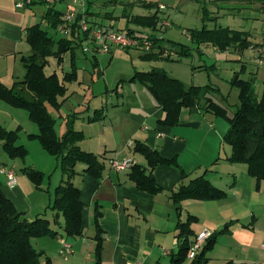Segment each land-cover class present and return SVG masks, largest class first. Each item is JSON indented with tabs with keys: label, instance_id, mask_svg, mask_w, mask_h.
Segmentation results:
<instances>
[{
	"label": "rangeland",
	"instance_id": "rangeland-1",
	"mask_svg": "<svg viewBox=\"0 0 264 264\" xmlns=\"http://www.w3.org/2000/svg\"><path fill=\"white\" fill-rule=\"evenodd\" d=\"M51 1V4L36 2L21 10L15 9L20 14L26 12L33 14L36 17L34 23L40 24L41 28L54 41L64 38L71 39L72 31L66 32V14H79V12L89 13L86 14L87 20L98 25L94 28L112 26L116 30H125L128 27L159 39H150V51L145 50L142 46L123 49L110 43H107L108 48L104 50L102 42H95L92 39L84 40L82 45L75 50V59L72 63L69 54H65L60 62L53 56L47 58L45 74H55L66 88L65 93L57 97L56 106L46 104V110L54 120L56 135L61 137L68 126L81 131L83 138L78 145L85 151H91L98 155L97 151L100 147L102 148L103 141H115L114 135L106 127L111 125L115 127L116 123L123 131H127L128 128H138V125L131 121V114L140 111L142 107H156L155 99L148 88L137 79L130 80L135 71L146 72L156 68L164 71L169 77L177 79L185 87L209 85L217 88L218 92L210 91L206 96L225 108L228 117L232 116L239 104V87L231 84L235 75L245 81H251L253 75H256L257 82L252 89V94L260 97L264 92V62L261 61V55L264 54V9L259 8L258 3L236 0H141L145 3H141L140 0ZM149 3L154 5L153 8L161 11V18L170 23V27L163 29L162 25L161 28L157 25L159 29L152 31L153 29L149 26L127 21L130 16H144L153 13L154 9L147 7ZM204 7L208 11L206 19H204ZM48 8L59 12L63 22L53 24L51 21L43 19ZM124 14L129 16L124 17ZM163 19L160 20L161 24L165 22ZM203 26L206 29L228 27L248 32L249 39L253 44L263 43V46L250 47L257 53L256 61L259 65L256 66L253 53L248 49L242 52L243 58L239 61L240 55L235 52L234 46L230 47L228 51L221 52L209 43L197 45L192 38L191 31L200 30ZM78 31L77 36L84 38V34L80 30ZM179 45L188 47L190 53L177 54ZM17 48L24 54L25 50L30 51L23 32L20 35V43ZM83 48H86L85 52H83ZM15 54L17 53L11 54L10 58H13ZM11 62V59L8 60L7 57L0 60V84L8 88L15 87L17 92L32 100V94L20 84L25 74L21 61H16V65H12ZM72 69L76 73V78L71 81L64 80L65 73L70 74ZM204 103V101H200L199 108H203ZM100 109L104 110L105 121L89 122L88 118L93 117L95 111ZM187 116V113L180 114V119H186ZM198 119L199 122H202V126L198 128L184 127L186 123L180 122L176 129L187 133L192 141L204 140L207 142L205 148L213 147L216 151L217 143L221 144L220 135H224L229 127L227 119L210 114L200 115ZM182 125L184 126L182 127ZM147 126L146 123L142 127ZM0 127L8 131L17 130L16 145H21L26 150L23 157L11 158L4 151L0 141V167L14 166L15 179L17 177L25 179L22 187H24L27 196L22 195L19 205L24 208V213L20 214L26 219H33L39 214L43 215L49 219L52 228L62 231V218L58 220L57 224L54 223V213L50 209L54 198V189L59 185L62 177L58 161L42 148L37 139L28 137L29 134H35L37 127L29 120L27 112L24 109L12 107L2 99H0ZM212 143L213 145L210 146ZM128 145L131 146L130 143ZM222 146L220 145V154L221 157H224L229 147L226 143H222ZM136 157L140 158L139 155ZM83 168V164H78L76 169L80 173ZM28 171L41 173L38 183L29 177ZM0 181L3 189L6 190L2 175H0ZM255 194V191L249 186H245L241 193V200L245 205L252 203L256 207L252 212L246 211L241 214L243 208L241 204H238V208L231 207L228 214H220L218 220L224 219L226 215H240V217H245L244 222L248 223L253 214L255 220L264 228V194L258 196ZM41 201L43 204L45 203L44 207L39 213L34 212ZM28 206L32 209H28ZM227 206L232 205L228 204ZM214 216L218 217L216 213ZM31 243L38 252H42L38 264H47L46 260H50V264L67 263L58 256V246L54 239L41 237L32 239ZM168 262L169 259H164V262L160 261L159 263L168 264Z\"/></svg>",
	"mask_w": 264,
	"mask_h": 264
},
{
	"label": "trees",
	"instance_id": "trees-1",
	"mask_svg": "<svg viewBox=\"0 0 264 264\" xmlns=\"http://www.w3.org/2000/svg\"><path fill=\"white\" fill-rule=\"evenodd\" d=\"M41 1V0H39ZM141 1V0H140ZM220 1V0H215ZM242 2L258 3L259 8L264 9V0H236ZM37 0H32L28 6L35 4ZM43 2V1H42ZM145 3V1H141ZM146 6V5H145ZM149 3L148 8L154 9L148 15H135L128 17L127 21H133L139 25L149 26L152 31L159 28L161 22L160 10L153 8ZM206 19L208 11L204 7ZM61 14L48 8L43 19L51 21L53 24L63 22ZM208 18V17H207ZM164 20V19H163ZM95 25V22L89 21ZM112 27V26H105ZM122 30V29H119ZM77 31V32H75ZM124 31L129 34L147 35L142 31L133 30L128 27ZM78 28L72 25L71 39H60L54 41L47 32L41 28L40 24H34L24 29V39L31 50V54L21 59L25 69L22 86L32 94V100L25 98L15 90V87H5L0 84V99L15 108L24 109L28 118L37 127V133L29 134L28 137L37 139L42 148L52 155L59 165L61 180L54 189V198L50 209L54 213V223L62 218V231L52 228L49 219L43 215H38L32 220L23 218L18 213L13 203L1 191L0 181V264H38L42 252H38L32 245V239L50 237L52 239L77 238L83 236L82 208L80 200L81 190L73 183L77 174H82L94 179L101 177L104 170L105 153L98 156L92 152L85 151L78 145L83 138L82 132L67 127L65 133L59 137L54 129V120L46 110V104L57 105V97L65 93V85L58 80L55 74L46 75L44 72L47 58L53 56L58 62L63 59L65 54H69L70 62L75 59V50L86 40L77 36ZM193 40L197 45L202 43L211 44L218 51H227L234 46L237 52H243L250 47H257L249 39L246 31L233 30L228 27H218L206 29L203 26L200 30H192ZM149 36L148 40L157 39L156 36ZM148 38V37H147ZM162 40V39H161ZM264 41V40H263ZM180 46V45H179ZM190 49L180 46L177 54H189ZM149 55V54H146ZM264 54L261 55V61ZM68 74L65 73L64 80L71 81L76 78L74 69ZM137 79L145 85L158 108L162 109L164 116L157 123L161 126L175 127L179 124L180 114L183 109H198L202 114H210L216 117L226 118L229 127L223 136V142L230 147L229 162L244 164L247 174L253 177L257 184L264 181V92L260 97H250V81L239 79L236 75L231 84L239 87V104L236 106L231 117L227 116L225 108L214 102L206 95L210 91L218 92L217 88L209 85L204 87L190 86L185 87L180 81L169 77L160 69H152L146 72L135 71L132 78ZM200 101H204L205 106L199 108ZM103 109L96 110L93 117H89V122L102 120ZM17 130L8 131L0 127V141L7 155L11 158L23 157L26 150L23 146L16 145ZM133 151L144 157L146 167L135 165L128 174L129 180L141 192L156 194L161 188L155 183L152 171L159 165L178 167L175 158L167 159L159 155L158 151L149 148L145 143L135 141ZM78 164H83L84 168L79 173L76 170ZM1 166V165H0ZM1 168V167H0ZM29 177L38 183L41 178L40 172L28 171ZM182 178L186 175L181 171ZM226 193L215 187L203 175L190 179L186 184H180L175 192H172L173 203L179 204L183 200L192 199L197 201L222 200ZM100 212L95 208L93 227L95 241L96 264L99 263V256L102 247V230L98 224ZM197 221L196 217L188 215L184 222L176 225V238L179 240L178 249L170 255L169 264H207V253L212 249L216 242V237L225 231L228 225L222 230L212 235L205 241L201 251L192 260L188 259V250L193 241L191 237L194 233L191 225ZM196 237V236H195ZM50 264V260H46ZM234 264V263H225Z\"/></svg>",
	"mask_w": 264,
	"mask_h": 264
},
{
	"label": "crops",
	"instance_id": "crops-1",
	"mask_svg": "<svg viewBox=\"0 0 264 264\" xmlns=\"http://www.w3.org/2000/svg\"><path fill=\"white\" fill-rule=\"evenodd\" d=\"M18 1L0 0V54L1 59L5 57L8 60L11 59L12 65H16V61H21L23 57L30 55L31 50H25V55L17 47H19L20 35L24 33V29L36 22V17L30 12L24 14L17 12L15 4ZM42 1L38 3H44ZM248 50L252 51L256 66L259 65L256 61L257 53L251 48ZM15 52L17 54L10 58V55ZM235 52L241 56V58L238 57L241 61L242 52ZM255 82L257 78L253 75L248 93L251 98H257L252 94V89L256 86ZM183 113H187L188 116L186 119L181 118L179 123L199 122L198 117L203 115L196 109H183L181 115ZM163 116L162 109L157 105L156 107H142L140 111L131 114V121L136 123L138 128H128L127 131H123L116 123L115 127L112 125L106 127L114 135L115 141H103L102 148L100 147L97 151L98 156L105 153L104 170L101 177L94 179L77 174L73 179V183L81 190L83 236L54 239L58 251L61 248L60 240L71 244L72 254L65 261L66 264H96L95 241L93 240L95 208L100 212L98 224L103 232L100 264H131L135 261H141L143 264H160L159 262H164V259L170 261V255L177 251L179 245V240L176 238V225L178 222H184L188 215L197 219L191 225L194 233V236L190 238L191 241L203 231L217 233L228 225L225 231L217 235L216 242L207 253V264L264 262V250L261 248L264 244V228L255 220L253 214L248 223H245V217H240V215H226L224 219L218 220L220 214H228L231 207L238 208V204H241L243 208L241 214L246 211L252 212L256 207L252 203L245 205L241 200V193L245 186H249L255 191V195L264 194V181L257 184L256 180L247 174L244 164L229 162V146L227 154L221 157L220 145L224 143L225 134L220 135L221 144L217 143L216 151L213 147L207 149L205 148L207 142L204 140L195 142L187 133L177 130L176 126L159 125L157 121ZM104 118L103 110V121H105ZM146 123L148 126L143 128V124ZM199 126H202V122H199ZM135 141L143 142L149 148L157 150L163 158L177 160L178 167L159 165L153 169L152 175L155 183L161 188V191L156 194L141 192L133 185L128 178L133 166L127 170L115 172L108 164V160L112 158L118 160L131 158L135 165L146 167L144 157L133 151ZM129 143L131 146L128 145ZM212 145L213 143L210 146ZM2 168L13 169L14 166H2ZM181 171L186 177L182 178ZM201 175L215 187L223 190L226 197L217 201L187 199L179 204L173 203L172 192H175L180 184H186L190 179ZM2 178L7 189L4 190L1 185V191L13 202L19 213H24V208H21L19 204L22 195L27 196L22 187L25 179L17 177V186L10 188L6 184L5 176ZM44 204L41 201L34 212L39 213ZM228 204L232 206L229 207ZM29 208L32 209L28 206ZM215 213L218 215L217 218L214 216Z\"/></svg>",
	"mask_w": 264,
	"mask_h": 264
},
{
	"label": "built area",
	"instance_id": "built-area-1",
	"mask_svg": "<svg viewBox=\"0 0 264 264\" xmlns=\"http://www.w3.org/2000/svg\"><path fill=\"white\" fill-rule=\"evenodd\" d=\"M32 0H20L15 4V8L23 9L31 3ZM44 3L51 4V0H43ZM76 2V0H74ZM162 9V8H160ZM67 28L66 32L72 31V25L75 24L78 30H80L84 35H86V40H94L95 42H102V48L107 50L108 45L107 43L114 44L119 48L123 49H130V48H137V47H144L145 50L150 51V40L149 36L147 35H140V34H129L128 31L124 30H116L112 27H102L101 28H94V26L89 23L86 18V12L79 14L76 13H67L66 19ZM165 21V22H164ZM163 24L161 22L158 26L161 28V25L164 28L170 27V23L164 20ZM157 26V27H158ZM94 28V29H93ZM76 32V31H75ZM148 37V38H147ZM86 51V48H83V52ZM108 164L112 170L115 172H120L127 170L135 165V162L131 158H126L122 160H118L116 158H112L108 160ZM0 175L5 176L6 184L10 188H14L16 186V179L15 173L13 169H6L0 168ZM212 235V232L206 230L199 233L193 240L190 249L188 250V259L192 260L195 256L201 251L205 241ZM61 248L58 251V256L66 261L72 254V247L65 240H60ZM261 248L264 250V244L261 245ZM131 264H143L141 261H135ZM258 264H264V262H260Z\"/></svg>",
	"mask_w": 264,
	"mask_h": 264
},
{
	"label": "water",
	"instance_id": "water-1",
	"mask_svg": "<svg viewBox=\"0 0 264 264\" xmlns=\"http://www.w3.org/2000/svg\"><path fill=\"white\" fill-rule=\"evenodd\" d=\"M185 126L192 127V128H197L199 126V122H190L184 124Z\"/></svg>",
	"mask_w": 264,
	"mask_h": 264
}]
</instances>
